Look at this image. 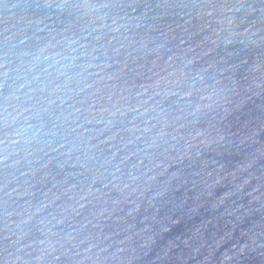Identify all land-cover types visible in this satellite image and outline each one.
<instances>
[{"label":"water","instance_id":"water-1","mask_svg":"<svg viewBox=\"0 0 264 264\" xmlns=\"http://www.w3.org/2000/svg\"><path fill=\"white\" fill-rule=\"evenodd\" d=\"M5 257L264 264V0H2Z\"/></svg>","mask_w":264,"mask_h":264},{"label":"clouds","instance_id":"clouds-1","mask_svg":"<svg viewBox=\"0 0 264 264\" xmlns=\"http://www.w3.org/2000/svg\"><path fill=\"white\" fill-rule=\"evenodd\" d=\"M5 159H6V157H5ZM3 264H10V261H9L8 257L4 258Z\"/></svg>","mask_w":264,"mask_h":264},{"label":"snow or ice","instance_id":"snow-or-ice-1","mask_svg":"<svg viewBox=\"0 0 264 264\" xmlns=\"http://www.w3.org/2000/svg\"><path fill=\"white\" fill-rule=\"evenodd\" d=\"M0 3H2V0H0Z\"/></svg>","mask_w":264,"mask_h":264}]
</instances>
